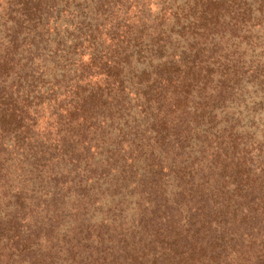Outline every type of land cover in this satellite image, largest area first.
Here are the masks:
<instances>
[{"label":"trees","instance_id":"1","mask_svg":"<svg viewBox=\"0 0 264 264\" xmlns=\"http://www.w3.org/2000/svg\"><path fill=\"white\" fill-rule=\"evenodd\" d=\"M0 244L264 264V0H0Z\"/></svg>","mask_w":264,"mask_h":264},{"label":"rangeland","instance_id":"2","mask_svg":"<svg viewBox=\"0 0 264 264\" xmlns=\"http://www.w3.org/2000/svg\"><path fill=\"white\" fill-rule=\"evenodd\" d=\"M238 111H244V110L239 108L233 109V112H238ZM126 216L127 219L131 218V206L126 208ZM11 251L12 250L8 249V247H4L2 244H0V264H17V257H15Z\"/></svg>","mask_w":264,"mask_h":264}]
</instances>
